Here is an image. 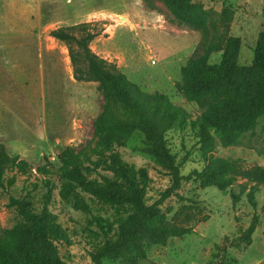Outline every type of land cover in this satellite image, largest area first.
<instances>
[{
  "label": "rangeland",
  "instance_id": "1",
  "mask_svg": "<svg viewBox=\"0 0 264 264\" xmlns=\"http://www.w3.org/2000/svg\"><path fill=\"white\" fill-rule=\"evenodd\" d=\"M203 4L207 29L195 31L176 23L162 0H0V143L34 168L27 175L8 174L16 176V184L0 197V234L21 221L11 198L19 200L31 193L35 207L41 209L46 177L36 169L45 165L55 174L47 177L55 185L50 210L71 242L63 250L68 264H91L90 253L102 242L92 224L94 216L116 221L136 210L132 205L109 204L81 192L66 199L59 194L65 183L56 174L59 156L68 147L79 151L93 142L94 122L103 111L104 99L96 83L74 79L66 45L50 33L93 24L102 31L91 44L95 54L115 65L144 93L167 95L195 121L203 110L177 90L182 68L190 59L209 53L212 44L218 49L210 52V63L219 64L230 38L240 40L239 65L250 66L264 33V0ZM144 140L143 135L134 134L118 151L135 183L147 184L150 205L171 186L172 179L154 157L144 153ZM167 141L179 162L188 159L183 175L203 168L190 130L170 133ZM214 145V157L236 164L232 186L220 191L184 183L178 192L183 199L172 197L163 210L171 211L167 215L171 225L193 228V233L171 239L166 247H148V259L138 264H216L217 247L226 237L233 240L247 230L254 216L260 222L252 245L229 249L225 256L235 264H264V181L248 177L252 172L264 176V121L233 144L215 136ZM105 176L111 182L120 181L109 173ZM254 188L257 191L253 192ZM233 197L239 198L236 205ZM83 204L89 209L84 210Z\"/></svg>",
  "mask_w": 264,
  "mask_h": 264
},
{
  "label": "trees",
  "instance_id": "2",
  "mask_svg": "<svg viewBox=\"0 0 264 264\" xmlns=\"http://www.w3.org/2000/svg\"><path fill=\"white\" fill-rule=\"evenodd\" d=\"M218 0H162L174 21L195 31L207 29L204 2ZM102 35L93 24L62 27L50 33L51 38L66 45L69 51L74 79L78 82H93L104 99L102 113L94 122L93 142L82 150L68 147L59 156L57 175L65 179L60 190L63 199L81 192L109 204H128L136 209L124 219L111 221L94 216L102 242L90 253L91 264H106L107 260L123 264H138L148 259L147 248L166 247L171 239H181L193 233V228H182L167 221L170 210H163L172 197L179 195L184 183L199 184L203 189H229L236 175L235 162L216 158L214 139L217 136L225 144H233L264 121V33L254 49L250 66L238 63L240 40L230 38L221 53V62L210 63L214 50L197 59H190L181 70L177 90L188 102L197 103L203 110L195 121L187 113L172 104L161 93L148 94L130 82L115 65L100 58L91 49V44ZM190 130L199 146L201 170L182 174L188 159L179 162L171 152L167 136L174 132ZM144 136V153L152 156L171 177L172 184L153 204L147 201V184H136L122 159L119 149H124L134 134ZM51 165V164H50ZM34 168L27 161L12 156L0 143V197L16 184V176L27 175ZM44 175L47 192L41 196V209L35 207V198L27 197L11 204L17 208L20 223L0 234V264H68L63 250L71 245L67 231L57 215L51 212L55 185L48 176L55 175L50 166L38 167ZM109 173L120 181L111 182ZM95 177L101 186L91 179ZM264 181L263 175L249 173ZM257 188L253 189V192ZM238 197H233L234 204ZM252 205L256 204L251 198ZM83 209L89 208L83 204ZM259 217L254 216L250 227L240 232L233 240L226 237L217 247L216 264H235L228 260L229 249H241L252 245V237L258 229Z\"/></svg>",
  "mask_w": 264,
  "mask_h": 264
},
{
  "label": "built area",
  "instance_id": "3",
  "mask_svg": "<svg viewBox=\"0 0 264 264\" xmlns=\"http://www.w3.org/2000/svg\"><path fill=\"white\" fill-rule=\"evenodd\" d=\"M153 63L155 64L156 62H155V61H153Z\"/></svg>",
  "mask_w": 264,
  "mask_h": 264
}]
</instances>
